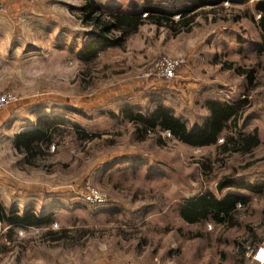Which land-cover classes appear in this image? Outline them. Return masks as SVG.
Returning <instances> with one entry per match:
<instances>
[{
    "label": "rangeland",
    "instance_id": "obj_1",
    "mask_svg": "<svg viewBox=\"0 0 264 264\" xmlns=\"http://www.w3.org/2000/svg\"><path fill=\"white\" fill-rule=\"evenodd\" d=\"M257 1L0 0V95L13 98L0 108V204L5 217H46L0 218V264L257 263L253 242L264 241ZM86 5L101 20H142L100 43ZM145 7L167 13L149 22ZM212 101L236 110L207 145L125 117L163 107L197 131ZM29 132L41 135L31 152L14 145ZM247 137L257 143L244 147ZM220 181L254 188L219 189ZM226 193L245 199L230 219L187 223L179 215L198 197Z\"/></svg>",
    "mask_w": 264,
    "mask_h": 264
},
{
    "label": "trees",
    "instance_id": "obj_2",
    "mask_svg": "<svg viewBox=\"0 0 264 264\" xmlns=\"http://www.w3.org/2000/svg\"><path fill=\"white\" fill-rule=\"evenodd\" d=\"M255 10L260 12L257 26L262 34V37H264V0H258L255 3ZM144 11L146 12V20L157 24H160L159 18L161 15L167 13L163 9L153 7H145ZM91 12H93L92 8H90L89 5H86L83 9V13L85 18H90V22L97 27L95 36L96 41L100 43H114L111 37H108L112 30L116 29L121 35H123L127 30L135 28L142 20L138 15L126 14H114L110 16V20H101L98 16L90 15ZM179 15L182 16L180 11ZM191 18L193 17L190 16L187 20ZM183 22L184 21L182 20L179 21V23ZM86 49L89 50L90 47L87 46ZM86 56H88V53ZM237 72L248 74V79H251V71H240L237 69ZM207 108L209 110L207 121L197 131L188 130L182 121L173 116L163 107L155 109L148 115L147 118H143L142 115L133 116L131 113H125V117L130 120L141 122L150 128L158 127L161 130H167L173 137L186 144L201 146L215 142L217 135L224 129L226 121L236 110V107L216 101L208 102ZM39 134L40 133L37 132H29L25 135H16L14 145L17 147L22 146L27 152H31L33 149L32 143L35 142V139L41 137ZM256 143L257 141L254 137H247L243 146L247 147ZM229 186L235 188H240L242 186L249 189L254 188L252 185H244V183L242 184L234 181H220L218 184L219 189ZM244 201V197L236 193H226L221 199L204 195L184 205V207L180 209L179 215L187 223H195L205 220L209 214L214 220L222 221L225 218H232L235 212V205L237 203H244ZM0 218L2 220L6 219L11 223L21 224H41L46 220V217H38L33 213H25L23 216L12 215L10 217H5L1 204Z\"/></svg>",
    "mask_w": 264,
    "mask_h": 264
},
{
    "label": "built area",
    "instance_id": "obj_3",
    "mask_svg": "<svg viewBox=\"0 0 264 264\" xmlns=\"http://www.w3.org/2000/svg\"><path fill=\"white\" fill-rule=\"evenodd\" d=\"M1 5H0V13H1ZM13 98L10 94L0 95V108L4 107L6 104L10 103ZM252 259L255 260L258 264H264V244L259 245L252 252Z\"/></svg>",
    "mask_w": 264,
    "mask_h": 264
},
{
    "label": "crops",
    "instance_id": "obj_4",
    "mask_svg": "<svg viewBox=\"0 0 264 264\" xmlns=\"http://www.w3.org/2000/svg\"><path fill=\"white\" fill-rule=\"evenodd\" d=\"M262 244H264V241H254L253 242V251L256 249V247H258L259 245H262Z\"/></svg>",
    "mask_w": 264,
    "mask_h": 264
}]
</instances>
